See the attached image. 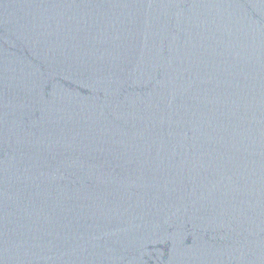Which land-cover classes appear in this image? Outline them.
I'll return each instance as SVG.
<instances>
[{"label": "water", "instance_id": "1", "mask_svg": "<svg viewBox=\"0 0 264 264\" xmlns=\"http://www.w3.org/2000/svg\"><path fill=\"white\" fill-rule=\"evenodd\" d=\"M0 264H264V0H0Z\"/></svg>", "mask_w": 264, "mask_h": 264}]
</instances>
